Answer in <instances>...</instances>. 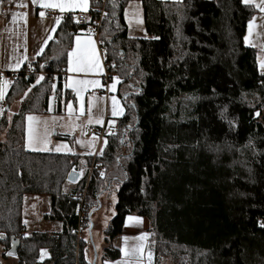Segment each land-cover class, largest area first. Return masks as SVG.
I'll return each mask as SVG.
<instances>
[{
  "label": "trees",
  "instance_id": "obj_1",
  "mask_svg": "<svg viewBox=\"0 0 264 264\" xmlns=\"http://www.w3.org/2000/svg\"><path fill=\"white\" fill-rule=\"evenodd\" d=\"M130 1L106 0L99 34L125 109L95 159L101 173L88 180L85 173L65 190L79 155L24 147L26 115L48 112L53 81L60 89V71L82 26L70 17L61 21L39 57L5 73L15 77L0 114L3 256L17 237L18 264H91L84 235L102 195L114 188L101 262L120 258L113 241L127 217L137 216L148 222L151 264H264V75L258 50L244 43L257 10L240 0H136L147 38H134L123 18ZM100 3L90 0V9ZM26 90L8 119L10 104ZM28 195L48 199L42 220L59 225L58 233H25Z\"/></svg>",
  "mask_w": 264,
  "mask_h": 264
},
{
  "label": "crops",
  "instance_id": "obj_2",
  "mask_svg": "<svg viewBox=\"0 0 264 264\" xmlns=\"http://www.w3.org/2000/svg\"><path fill=\"white\" fill-rule=\"evenodd\" d=\"M162 1L176 2L182 0ZM49 2L57 3L59 0H49ZM131 2L133 1L128 2L126 6H128ZM50 9L61 12L59 8H41L39 3L33 4L32 0H10L9 5L6 8V16L4 18L0 17V75L2 76L1 85H3V88L6 86L3 81L5 73H15L23 65L31 64L35 58L41 55L48 43L53 40L55 31L61 21L58 20L59 23H57V19L46 18L45 15L43 17L40 16V12L45 13V11ZM89 9L90 0H88V9L86 11ZM64 12L73 14L76 12H82V10L76 8L68 9ZM13 16L16 17L15 20L13 19ZM127 33L130 37L147 38L144 34L143 28L140 30L137 29V32H135L127 27ZM77 38H79L82 45L86 44L89 40L93 41L94 47L97 49V59L100 61L101 68L99 71L92 72H77L75 70L70 71L68 62L69 57H67V61L64 66L66 74L63 76L60 89L55 86L56 79L53 81V85L55 87L53 85L52 87L54 88L55 96L52 98V88L48 103V112L45 114L26 115L24 147L30 152H52L56 154L79 155L80 167V165L86 164V158L91 157L92 159L102 154L107 144L106 136L117 131L118 120L124 114L125 109L122 98L117 92L119 80L118 82H115L111 78L107 84H104L101 81V76L105 72V62L99 52V44L92 35L84 31L74 35L68 54L76 48ZM77 80H97L99 81V84L79 86L82 87L83 90L80 92V95L77 96V93L73 90L72 86L66 87V85H70L73 81ZM113 83L116 85L114 89L112 88ZM113 97L116 100V106L119 111V114L116 116H113L112 114ZM69 103L72 104L71 112H69L67 108V104ZM28 116L35 117V121H28ZM30 124L41 135L47 132V151H34L31 147H29ZM102 126L106 130V134L103 137H99L95 133L89 132L90 127L100 129ZM60 136L70 137V141L60 139ZM77 141H79V143ZM58 146L64 147H61L60 151H56ZM67 184L69 186L68 188H70L75 183L73 184L67 181ZM26 198L27 196L24 197L22 214L24 211V204L30 206L35 204L34 199H29L33 197ZM48 210L49 205L46 210L42 212L41 220L42 216L46 214ZM26 217L29 221V217ZM22 223L25 227L26 234L38 232L28 230L27 225L23 221V215ZM48 224L52 227L51 223ZM54 225L55 226L53 228L56 229L48 232L58 233L60 231V227H57V224ZM32 227L34 228L33 225ZM147 230V220L140 218V222L137 223L126 219L122 234L113 241V246L118 248L120 251V258L112 262L106 261L107 264H120V262H124V264H151L147 249ZM137 248L141 249L142 256L140 253H136L134 255L131 254ZM121 249L130 253V255L125 256ZM44 258L46 259V256H44ZM106 262L102 261L100 264H106Z\"/></svg>",
  "mask_w": 264,
  "mask_h": 264
},
{
  "label": "rangeland",
  "instance_id": "obj_3",
  "mask_svg": "<svg viewBox=\"0 0 264 264\" xmlns=\"http://www.w3.org/2000/svg\"><path fill=\"white\" fill-rule=\"evenodd\" d=\"M257 2H258V0H257ZM255 9L257 10V12H255V14L253 15V17H255V21H254L255 27L253 29V33L249 36V44L247 46L253 47V48L258 50L257 62H258V67H259V60L264 59V50H262V48H261V46L264 45V19H261V17L264 16V13H261L257 8H255ZM123 18L125 20V23H126L128 29L133 30L135 32H137V29H139V30L142 29L143 28V14H142V7H141L140 3L136 0H133V2H131L128 6L124 7ZM245 35H248L247 27H246ZM259 70L261 72L260 68H259ZM40 76H42V74L39 75L38 78ZM113 77H116V75H114ZM55 86H56V84H55ZM8 88H9V84H6V86H4V88H3L4 95H3V98L0 99V103L2 105V106L0 105V114L4 109V96H5ZM25 93L27 94L28 90L21 93V95L10 104L9 111L6 115V117L8 119H10V117L15 112H17L22 100L26 96ZM54 96H55V94H54V88H53L52 98ZM1 139H3V138H1ZM91 162H92V160H90V163ZM88 165H90V164L86 163V164L80 165L79 170L76 171L80 174V177H83V175L87 172ZM73 171H75V170H73ZM86 176H87V173H86ZM68 187L69 186L66 183L64 186V189L65 190L70 189ZM28 197H33V198H29V199L35 200L34 205L30 206V205L24 204V211H23L22 215H23V221L27 225L28 230L38 231L37 233H42V232L48 233V231L55 230L56 228H53L55 226L54 224H52V227H51L50 224L41 220V214H42V212H44L46 210V208L48 206L47 205L48 199L45 196L41 197V196L28 195L27 198ZM115 203H116V195H115V191L113 188L110 191H108L107 193H105L104 195H102L100 208L97 211H95L93 216H92L93 222H92V230L90 232V237L92 239V246L88 252V254H89L88 258L91 259V263L94 259V255L97 256L95 264L101 263L100 262V257H101L100 254H101L102 248L104 247L103 230L106 228L109 220L113 217V215L115 213V211H114ZM26 216L29 217V221L27 220ZM32 225L34 226V228L32 227ZM57 227H59V226L57 225ZM51 228H53V229H51ZM86 233L87 234L84 235L86 237H84V238L88 241L89 233L87 231H86ZM45 255L46 254H44L43 256H45ZM0 264H18V260H17V258H9V257L3 256V247L0 246Z\"/></svg>",
  "mask_w": 264,
  "mask_h": 264
},
{
  "label": "snow or ice",
  "instance_id": "obj_4",
  "mask_svg": "<svg viewBox=\"0 0 264 264\" xmlns=\"http://www.w3.org/2000/svg\"><path fill=\"white\" fill-rule=\"evenodd\" d=\"M2 2L3 0H0V4H2ZM240 2L245 7H255L261 13H264V0H258V2L257 0H240ZM32 3L33 4L39 3V6L41 8H59L61 12H64L65 10H68V9H76V8H79L82 11H86L88 9V0H59V2L57 3H51L49 2V0H32ZM40 16L43 17L44 12H40ZM15 18L16 17L13 16L14 20ZM261 19H264V16H262ZM254 21H255V17H253L251 20L248 21V25H247L248 35L244 36L245 45L249 44V36L253 33V29L255 27ZM57 23H59L58 20H57ZM155 38L158 39V37H155ZM261 48L262 50H264V45H262ZM68 57H69L68 62H69L70 71L75 70L77 72H81V71L92 72V71H99L101 68L100 61L97 59V49L94 47V43L91 40L87 41L86 44L82 45L79 38H77L76 48L72 52H69ZM259 68L261 69V74L264 75V59L259 60ZM43 79L44 77L40 76L36 82L39 83ZM112 79L115 82H118V77H113ZM88 84L97 85L99 84V81L97 80H90V81L89 80H77V81H73L70 85H66V87L72 86L73 90L76 91L77 96H79L80 92L83 90L82 87H79V86L88 85ZM115 86H116L115 83H113L112 88L114 89ZM2 88H3V85H0V99H2L4 95ZM67 108L69 112H71L72 104L71 103L67 104ZM112 114L113 116H116L119 114V111L116 106V100L114 97H113ZM256 115L259 116L260 113L257 112ZM27 119L30 122L35 121V117L33 116H28ZM77 142L79 143V141ZM47 144H48L47 132L41 135L30 124L29 125V147H31L32 150L34 151H47L48 150ZM61 147H64V146H58L56 148V151H60ZM127 220L135 221L137 223L140 222V218L133 217V216L127 217ZM261 227H264V224H262ZM3 238L4 237L0 235V239H3ZM121 251L122 253H124L125 256L130 255V253H128L124 249H121ZM136 253H140L142 256V252L140 248L135 249L134 252L131 254L134 255ZM8 255H12V253L9 252ZM120 264H124V262H120Z\"/></svg>",
  "mask_w": 264,
  "mask_h": 264
},
{
  "label": "built area",
  "instance_id": "obj_5",
  "mask_svg": "<svg viewBox=\"0 0 264 264\" xmlns=\"http://www.w3.org/2000/svg\"><path fill=\"white\" fill-rule=\"evenodd\" d=\"M101 4L99 7L94 9H89L88 11L76 12V13H65L58 12L56 10L50 9L45 11L44 15L46 18L57 19L59 21H64L66 18L70 17L71 21H73L76 25L82 26L83 31L92 35L99 44V52L103 57L105 62V51L102 43L99 41L100 29L102 26V21L106 18L105 12V3L106 0H100ZM10 0H3L2 4H0V17L4 18L6 16V8L9 5ZM114 68L116 66H113ZM113 70L108 68L105 63V72L101 76V81L104 84H107L109 80L112 78ZM15 74H9V76H3V81L6 84H10L14 80ZM1 105V103H0ZM2 106V105H1ZM89 132L96 133L99 137L105 135L106 130L102 126L100 129L96 127H90ZM96 158H92V162L87 167V180L91 177L93 172L99 173L102 171V166L95 163ZM85 190L83 191L82 198L84 199ZM83 225H77V229L75 230V236L77 239H80L83 235ZM24 236H21L23 238Z\"/></svg>",
  "mask_w": 264,
  "mask_h": 264
},
{
  "label": "water",
  "instance_id": "obj_6",
  "mask_svg": "<svg viewBox=\"0 0 264 264\" xmlns=\"http://www.w3.org/2000/svg\"><path fill=\"white\" fill-rule=\"evenodd\" d=\"M138 123V121L136 122V124ZM79 173L76 172V171H71L69 174H68V177H67V181L70 182V183H76L77 180L79 179ZM100 208V206L98 208L95 209V211H97L98 209ZM92 214V213H91ZM90 214V215H91ZM92 230V224L90 225V227L87 229V232L89 233V241H90V244L92 245V239L90 237V232ZM2 235L5 239V236L3 234H0ZM19 247V239L17 237H10L9 238V248L8 250L5 252V257H9V258H16L17 257V249ZM11 252L12 255H8V253ZM95 261H96V255H94V259L92 261L91 264H95Z\"/></svg>",
  "mask_w": 264,
  "mask_h": 264
},
{
  "label": "bare ground",
  "instance_id": "obj_7",
  "mask_svg": "<svg viewBox=\"0 0 264 264\" xmlns=\"http://www.w3.org/2000/svg\"><path fill=\"white\" fill-rule=\"evenodd\" d=\"M101 4V3H100ZM113 72V71H112ZM60 73H61V75H63V76H65V74H66V71L65 70H63V69H61V71H60ZM115 74H114V72H113V75H112V77L114 76ZM5 76H9V75H5ZM91 133H93V132H91ZM96 134V133H95ZM106 134V133H105ZM97 135V134H96ZM98 136V135H97ZM105 136V135H104ZM103 137V136H102ZM95 157V156H94ZM97 157V156H96ZM99 173H101V172H99ZM81 200L83 199L82 197L80 198ZM82 202V201H81ZM80 205H81V203H80ZM80 205H79V209L81 208L80 207ZM82 216L80 215V218H81ZM78 225H80V223H78ZM21 236H24V234H21Z\"/></svg>",
  "mask_w": 264,
  "mask_h": 264
}]
</instances>
